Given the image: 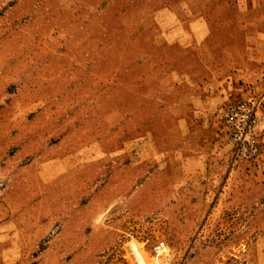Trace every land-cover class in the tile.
Segmentation results:
<instances>
[{
    "label": "rangeland",
    "instance_id": "374dc122",
    "mask_svg": "<svg viewBox=\"0 0 264 264\" xmlns=\"http://www.w3.org/2000/svg\"><path fill=\"white\" fill-rule=\"evenodd\" d=\"M0 264H264V0H0Z\"/></svg>",
    "mask_w": 264,
    "mask_h": 264
},
{
    "label": "built area",
    "instance_id": "2783aa9c",
    "mask_svg": "<svg viewBox=\"0 0 264 264\" xmlns=\"http://www.w3.org/2000/svg\"><path fill=\"white\" fill-rule=\"evenodd\" d=\"M225 120L235 139L246 134L251 121V110L244 102H229L225 108Z\"/></svg>",
    "mask_w": 264,
    "mask_h": 264
}]
</instances>
